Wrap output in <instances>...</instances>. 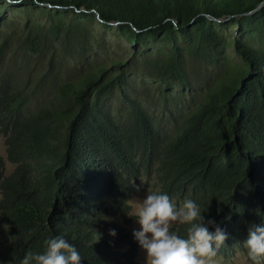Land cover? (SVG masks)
I'll use <instances>...</instances> for the list:
<instances>
[{"label": "trees", "instance_id": "trees-1", "mask_svg": "<svg viewBox=\"0 0 264 264\" xmlns=\"http://www.w3.org/2000/svg\"><path fill=\"white\" fill-rule=\"evenodd\" d=\"M9 1L46 24L28 17L0 37V134L14 165L4 176L0 156V264H22L55 237L81 264H136L126 201L143 178L225 232L217 255L244 246L264 224V2L251 12L263 0ZM221 20L235 25L229 39ZM94 21H117L144 48L113 70L96 64ZM228 46L239 60L228 61ZM133 76L155 85L169 127L127 91ZM196 90L170 127L172 94Z\"/></svg>", "mask_w": 264, "mask_h": 264}, {"label": "clouds", "instance_id": "clouds-1", "mask_svg": "<svg viewBox=\"0 0 264 264\" xmlns=\"http://www.w3.org/2000/svg\"><path fill=\"white\" fill-rule=\"evenodd\" d=\"M126 202L135 208L129 216L137 220L140 230L134 231L133 237L146 253V264H215L214 258L227 237L219 226L209 231L213 221L205 223L194 201L186 200L178 208L161 192L147 194L142 201ZM175 224L187 226L184 236L172 231ZM109 234L115 236V230ZM243 244L253 264H261L264 261V224L250 226ZM33 261L35 264H81V257L67 240L55 237L48 241L44 253L26 256L22 264Z\"/></svg>", "mask_w": 264, "mask_h": 264}, {"label": "rangeland", "instance_id": "rangeland-1", "mask_svg": "<svg viewBox=\"0 0 264 264\" xmlns=\"http://www.w3.org/2000/svg\"><path fill=\"white\" fill-rule=\"evenodd\" d=\"M26 6L22 3L11 2V1H2L0 3V37L5 34H16L18 31L23 29V23L32 17V19L40 20L44 24L46 21L44 19L36 18L32 14H29L26 10ZM35 13V12H32ZM29 14V15H28ZM222 23H227L226 27H223V31L227 39L231 36L235 25L229 23V20H221ZM219 27V25H218ZM93 28V38L94 51L91 56V61H96V64L105 65L107 69L113 70L114 65L113 61L124 60L128 58L133 52H137L144 47L136 46L134 43L128 42L123 39L120 34L117 32L116 25L108 23V25L100 24L96 21L92 23ZM228 55V61L235 62L238 57L231 51L228 46L226 49ZM89 56V57H90ZM86 64L83 66L85 67ZM81 68L82 71H85V68ZM71 74V72H69ZM155 85L147 79H144L140 76H133L130 79V84L126 87L127 91L131 94L141 98L143 104H146L151 107L153 113L159 114L163 109V105L160 101V98L156 94ZM191 94L195 96L193 99L191 96L186 95L185 97H177L175 94H172L170 97V127L172 115H175L176 112L185 111L187 107L194 105L196 97L200 94L199 90L192 91ZM122 94L119 91H116L109 98L110 108H115L120 106ZM193 100V102H192ZM169 104V102H168ZM162 121V127H169V122L165 120L164 117L160 115ZM0 156L4 160L3 165V175H8L13 169V164L10 163L5 156V144L4 137L0 134ZM153 189L151 181L140 180L137 184V190L130 195L129 200L142 201L146 198L147 194H151ZM182 206V205H181ZM180 206V207H181ZM131 214L134 213L135 208L131 206ZM131 227L136 231L140 230V225L137 220L134 218L131 223ZM6 240L4 237L0 236V243H4ZM215 264H253L247 254V249L242 247H236L234 250L230 251L229 257H223L217 255L215 258ZM136 264H146V253L141 247H138ZM264 264V261L261 262Z\"/></svg>", "mask_w": 264, "mask_h": 264}, {"label": "water", "instance_id": "water-1", "mask_svg": "<svg viewBox=\"0 0 264 264\" xmlns=\"http://www.w3.org/2000/svg\"><path fill=\"white\" fill-rule=\"evenodd\" d=\"M263 2H264V0H263L262 2H260L259 4H257V5L255 6V8H253V9L251 10V12H253V11L259 9V8L263 5ZM82 10H83V9H82ZM96 15L98 16L97 13H96ZM98 20L101 21V19H100L99 17H98ZM109 23H110V24H114V25H116L117 21H111V22H109Z\"/></svg>", "mask_w": 264, "mask_h": 264}]
</instances>
